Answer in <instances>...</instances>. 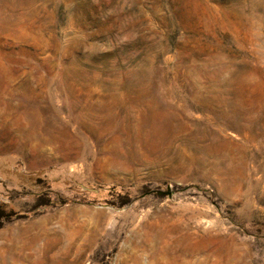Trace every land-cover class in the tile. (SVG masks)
<instances>
[{
	"label": "rangeland",
	"instance_id": "374dc122",
	"mask_svg": "<svg viewBox=\"0 0 264 264\" xmlns=\"http://www.w3.org/2000/svg\"><path fill=\"white\" fill-rule=\"evenodd\" d=\"M0 178V264H264V0H0Z\"/></svg>",
	"mask_w": 264,
	"mask_h": 264
},
{
	"label": "crops",
	"instance_id": "0c3cea01",
	"mask_svg": "<svg viewBox=\"0 0 264 264\" xmlns=\"http://www.w3.org/2000/svg\"><path fill=\"white\" fill-rule=\"evenodd\" d=\"M56 177H58V179L60 178V180L61 178L64 180L60 175H56ZM56 218V215H50L49 213H46L33 219L15 221L8 224L4 228H1L0 240L5 242V246L0 247V252H2L1 250L6 247V252L23 253V249L21 247L18 249V244L22 243L24 240H37L39 238L47 239L50 236L56 235V230L63 231L60 224H53Z\"/></svg>",
	"mask_w": 264,
	"mask_h": 264
},
{
	"label": "trees",
	"instance_id": "16d2710c",
	"mask_svg": "<svg viewBox=\"0 0 264 264\" xmlns=\"http://www.w3.org/2000/svg\"><path fill=\"white\" fill-rule=\"evenodd\" d=\"M17 218H18L19 220L24 219L22 216H18Z\"/></svg>",
	"mask_w": 264,
	"mask_h": 264
}]
</instances>
